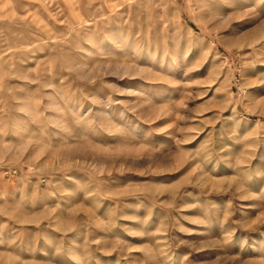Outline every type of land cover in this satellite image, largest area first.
I'll list each match as a JSON object with an SVG mask.
<instances>
[{
	"label": "rangeland",
	"instance_id": "1",
	"mask_svg": "<svg viewBox=\"0 0 264 264\" xmlns=\"http://www.w3.org/2000/svg\"><path fill=\"white\" fill-rule=\"evenodd\" d=\"M0 264H264V0H0Z\"/></svg>",
	"mask_w": 264,
	"mask_h": 264
},
{
	"label": "built area",
	"instance_id": "2",
	"mask_svg": "<svg viewBox=\"0 0 264 264\" xmlns=\"http://www.w3.org/2000/svg\"><path fill=\"white\" fill-rule=\"evenodd\" d=\"M4 174H10V173H13V172H16L15 170H12V169H9V168H7V169H5L4 171Z\"/></svg>",
	"mask_w": 264,
	"mask_h": 264
}]
</instances>
